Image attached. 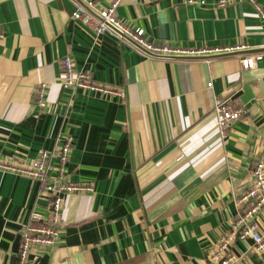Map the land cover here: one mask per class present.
Returning a JSON list of instances; mask_svg holds the SVG:
<instances>
[{
	"label": "crops",
	"instance_id": "obj_1",
	"mask_svg": "<svg viewBox=\"0 0 264 264\" xmlns=\"http://www.w3.org/2000/svg\"><path fill=\"white\" fill-rule=\"evenodd\" d=\"M194 1L121 0L116 15L154 44L247 48L153 56L74 20L78 0H0V162L54 152L70 136L66 178L94 189L63 195L54 245L33 247L28 264H206L242 214L239 196L264 159V20L255 6L264 11V0ZM258 55L242 69L243 57ZM65 57L123 97L63 85ZM215 98L242 110L225 135ZM51 199L37 180L0 170V264H19L21 234L48 225ZM256 221L264 232V210ZM230 251L235 264H264L251 241L235 239Z\"/></svg>",
	"mask_w": 264,
	"mask_h": 264
},
{
	"label": "built area",
	"instance_id": "obj_2",
	"mask_svg": "<svg viewBox=\"0 0 264 264\" xmlns=\"http://www.w3.org/2000/svg\"><path fill=\"white\" fill-rule=\"evenodd\" d=\"M254 3V0H251ZM84 6L76 5L72 13L74 20L83 21L87 27L96 34L106 32L124 34L133 40L146 52L164 57H204L243 51L247 46L243 43L222 46L179 47L169 44H154L143 37L141 30H131L123 24L116 15V10L121 0H109L106 6H100L94 0H82ZM189 4H195L194 0H188ZM225 0H219L223 6ZM261 18L264 20L263 9L255 3ZM99 18L95 19L91 11ZM117 34V33H116ZM118 35V34H117ZM1 36V34H0ZM128 42V41H127ZM262 56H245L241 59L242 69L248 70L255 66ZM61 82L67 87L85 91H98L105 95L123 97V92L106 88L94 83L88 74L75 72L70 58L62 60ZM212 83L206 84L211 88ZM37 106H42L45 101L46 86L39 84L35 90ZM213 111L216 119V127L225 135L231 124L239 120L242 110L228 99L215 98ZM73 138L65 136L62 144L54 152L40 151L37 156L29 161L10 160L0 162V170L13 172L26 178L37 180L40 189L52 195L47 217L48 225L26 224L17 250L18 263L28 264V255L33 247L53 246L59 233L64 194L90 193L93 186L83 182H71L66 178L65 164L68 162ZM54 172L50 176L49 172ZM250 184L239 196L238 202L243 206V212L236 218L230 231L223 235L215 244L212 254L206 264H235L236 257L230 251L231 243L235 239L252 242L253 250L264 255V232H261L256 221L257 214L264 210V159H258L250 171ZM35 219L43 220L41 216Z\"/></svg>",
	"mask_w": 264,
	"mask_h": 264
},
{
	"label": "water",
	"instance_id": "obj_3",
	"mask_svg": "<svg viewBox=\"0 0 264 264\" xmlns=\"http://www.w3.org/2000/svg\"><path fill=\"white\" fill-rule=\"evenodd\" d=\"M82 6H84L83 2H81L80 0H78ZM85 7V6H84ZM90 11V10H89ZM118 35H120L122 38H124L125 40H127L129 43H131L132 45L136 46L137 48H139L141 51H143L144 53L146 54H149V55H153V56H159V55H155V54H151V53H148L146 52L143 48H141L140 46H138L133 40H131L130 38H128L127 36H125L124 34L122 33H119L117 31H115ZM242 53V51H239V52H232V53H224V54H219V55H215V56H229V55H238ZM163 57V56H162ZM207 57H211V56H204V57H191V58H207ZM190 58V57H188ZM14 261H15V257L12 258V264H14Z\"/></svg>",
	"mask_w": 264,
	"mask_h": 264
}]
</instances>
